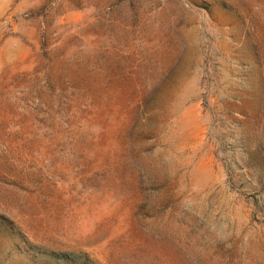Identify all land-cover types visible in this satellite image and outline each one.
I'll return each mask as SVG.
<instances>
[{
    "label": "rangeland",
    "instance_id": "1",
    "mask_svg": "<svg viewBox=\"0 0 264 264\" xmlns=\"http://www.w3.org/2000/svg\"><path fill=\"white\" fill-rule=\"evenodd\" d=\"M0 264H264V0H0Z\"/></svg>",
    "mask_w": 264,
    "mask_h": 264
}]
</instances>
